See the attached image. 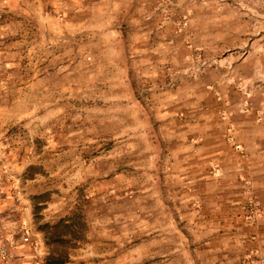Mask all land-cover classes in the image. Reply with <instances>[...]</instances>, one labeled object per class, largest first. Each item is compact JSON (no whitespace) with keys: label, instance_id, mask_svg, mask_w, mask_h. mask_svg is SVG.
<instances>
[{"label":"rangeland","instance_id":"374dc122","mask_svg":"<svg viewBox=\"0 0 264 264\" xmlns=\"http://www.w3.org/2000/svg\"><path fill=\"white\" fill-rule=\"evenodd\" d=\"M126 4L0 0V78L13 82L14 129L31 151L29 175L40 173L48 201L63 205L57 225L40 226L50 264H202L216 218L184 168L190 135L207 124L232 133L218 103L223 82L236 94L234 114L264 83V0ZM222 19L243 37L203 40ZM251 43L254 81L232 57L216 69L214 52L242 61ZM206 109L214 116H200ZM243 192L251 225L262 208L251 187Z\"/></svg>","mask_w":264,"mask_h":264},{"label":"crops","instance_id":"0c3cea01","mask_svg":"<svg viewBox=\"0 0 264 264\" xmlns=\"http://www.w3.org/2000/svg\"><path fill=\"white\" fill-rule=\"evenodd\" d=\"M105 1L110 9L125 8L126 2H130ZM219 24L221 28L216 32H202L203 40L214 37L216 41H237L243 37L239 29L225 28L223 25L227 23L223 19ZM262 37L264 42V33ZM255 45H249L242 61L233 53L227 55L217 50L214 53L221 55V61L217 62L216 69L223 70L219 66L225 56L232 57L234 69L239 71L246 65L254 81ZM258 52L264 58V43L263 50ZM207 54L213 55L210 48ZM7 65L5 59L3 66ZM12 85L5 73L0 78V264H50L48 245L43 241L44 230L40 226L57 225L64 217L63 205H58L56 200L48 201L40 173L29 175L27 153L31 151L14 129L18 116H13L11 110L13 101L9 98V89ZM253 88L250 91L254 98L252 107L243 114H234L236 94L223 82L218 103L230 112L232 133L207 124L206 129L190 135L185 152L184 168L189 170V182L199 186L200 198L209 206L208 215L216 218V223L209 226L210 231L214 227L216 239L205 242L203 249L207 257H202V264H264V83ZM257 94H263V100L256 101ZM203 114L200 116H214L209 115L208 109ZM246 186L252 188L262 208L251 225L243 220ZM25 235L30 236V241L24 240Z\"/></svg>","mask_w":264,"mask_h":264},{"label":"built area","instance_id":"2783aa9c","mask_svg":"<svg viewBox=\"0 0 264 264\" xmlns=\"http://www.w3.org/2000/svg\"><path fill=\"white\" fill-rule=\"evenodd\" d=\"M258 212H259V209H258L257 205L254 202H250L249 208H248V214H247V219L249 220V222L250 221L252 222L254 220V218ZM24 240L30 241V236L25 235ZM2 252L6 254V248H3Z\"/></svg>","mask_w":264,"mask_h":264},{"label":"trees","instance_id":"16d2710c","mask_svg":"<svg viewBox=\"0 0 264 264\" xmlns=\"http://www.w3.org/2000/svg\"><path fill=\"white\" fill-rule=\"evenodd\" d=\"M58 264H60V263H58ZM65 264H68V263H65Z\"/></svg>","mask_w":264,"mask_h":264}]
</instances>
